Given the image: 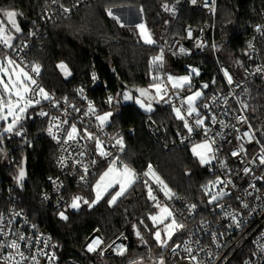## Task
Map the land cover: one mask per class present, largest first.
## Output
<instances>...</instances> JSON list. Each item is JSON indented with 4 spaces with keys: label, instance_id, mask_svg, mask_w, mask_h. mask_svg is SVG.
I'll return each mask as SVG.
<instances>
[{
    "label": "trees",
    "instance_id": "trees-1",
    "mask_svg": "<svg viewBox=\"0 0 264 264\" xmlns=\"http://www.w3.org/2000/svg\"><path fill=\"white\" fill-rule=\"evenodd\" d=\"M50 1L0 0V17H4V12L9 10L22 13L16 17L21 31L17 32L14 43L25 38L33 29L32 22L39 20ZM181 4L182 0H88L71 16L59 17L43 27L41 37L29 52L27 60L32 66L39 65V77L45 89L65 99L73 95L75 87L90 81L94 67L99 83L92 90V95L99 106H103V100L108 96L113 97L110 110L114 115L108 129L123 138L127 163L139 173L149 163L154 164L171 190L201 205L204 202L201 186L209 177L191 152L188 149L166 151L161 143L153 142L148 136L145 127L147 115L143 111L134 103L117 105L118 98L125 91L138 96L136 89H147L150 58L158 54L169 36L183 39L187 25H200L205 21L200 10H191ZM263 5L264 0H217L215 31L213 37L209 36L208 47L200 54L178 61L168 55L167 72L173 76L185 75L188 73L186 65L197 66L201 74L194 78L192 91H196L201 84H208V93L222 89L216 59L228 65L232 72L242 68L240 65L244 63L246 43L251 32L249 24L258 21L259 8ZM133 6L141 9L144 22L155 41L153 46L141 41L136 27L122 25L108 14L109 10ZM172 6L180 9L176 22L169 16ZM61 63L67 65L71 73L67 78L58 67ZM156 105L151 113L153 120L159 125L170 126L171 137L176 131H182L169 108L163 107L160 102ZM251 122L264 147V89L260 84L254 87ZM23 124L22 137L10 143L4 136L0 142V175L5 181H10L11 175H15L12 159L17 163L14 168L18 174L26 164L28 179L23 190L18 188L17 191L19 207L38 228L51 235L59 259L74 258L83 264H94L95 258L84 256L80 247L99 228L107 240L120 233H125L129 239L124 254L111 258V264H127L154 250L168 261L171 249L183 235L178 232L166 247L159 246L153 237L155 227L149 218L157 213V203L149 198V193L138 180L114 204L108 203L107 196L90 207L83 201L92 202L94 184L102 168L87 189L70 183L67 185L66 212L64 207L57 210L45 208L39 194L47 185L48 177L55 173L57 144L48 135L46 121L27 117ZM3 152L5 154L2 155ZM5 157L7 162H3ZM75 196L83 199L80 208L72 211L68 206ZM61 212L67 219L60 217ZM137 230L140 237L136 235Z\"/></svg>",
    "mask_w": 264,
    "mask_h": 264
},
{
    "label": "built area",
    "instance_id": "built-area-1",
    "mask_svg": "<svg viewBox=\"0 0 264 264\" xmlns=\"http://www.w3.org/2000/svg\"><path fill=\"white\" fill-rule=\"evenodd\" d=\"M87 3L88 0H57L56 3L51 0L40 14L39 20L32 22L33 29L25 38L17 43L13 42L11 48L0 42V60H3L5 56L10 57L22 65L36 81V84L30 87L35 90L30 95L33 100L39 99L40 103L35 104L36 109L29 113V119L37 118L46 121L47 128L50 122L60 125L58 129H53L57 139H53L48 134L57 144L55 173L48 177L47 185L39 194V200L45 208L56 210L63 208L67 203L66 191L69 183L75 187L87 189L100 170L102 168L108 170L113 161L117 169H122L124 164L129 165L124 158V143L123 150L115 143L116 139L121 137L112 133L108 127L101 126L96 119L103 108L110 109L113 105V101L111 104L108 103L109 96L103 100V106L96 104L92 95V90L99 83L96 69L92 68L88 83L75 87L73 95L65 99L45 89L39 74L32 71L34 66L27 60L29 52L41 37L43 27L59 17L71 16L80 5ZM61 4L70 11L64 12L60 7ZM181 5L191 10H200L204 14L205 21L200 25H187L183 39L169 36L158 54L161 55V52L163 54L162 63L153 64V58L149 61L148 80L159 83L166 89L164 99L159 102L163 107L169 108L174 119L180 123L182 131H176L171 137L170 126L157 124L151 117L152 112L144 110L147 115L145 127L151 140L161 143L166 151L188 149L208 174L209 182H206L201 189L204 202L200 205L178 196L169 187L167 189L171 191L169 196H166L162 186L155 181L154 177L145 175L148 168L141 173L133 169L136 179L144 184L148 193L151 188L152 194L156 197L154 201L157 204H167L173 217L185 225L180 231L183 237L171 249L168 261L164 257L153 254H147L145 259L152 261L153 264H159L161 259L164 264H264V165L259 162L263 146L251 122L254 87L260 84L264 89V71L256 72L258 67L264 69V5L259 8L258 21L249 24L251 32L246 43L244 63L240 65L242 68L232 72L228 65L216 59L218 72L223 82L222 89L208 93L209 86L204 84L207 85L206 90L201 91L202 95L193 103L192 106L196 112L192 116L187 115L189 107L187 98L172 88L167 79L169 75H173L166 70V58L169 55L178 61L200 54L208 47L209 36L213 37L215 31L217 0H195V3L192 0H182ZM179 14V7H170L169 16L175 22ZM257 26L261 27L260 32L256 30ZM181 48L184 49L183 52L180 51ZM185 69L188 71L185 75L190 76L189 89L192 91L194 78L199 77L201 71L197 66L191 65H186ZM193 69L198 70L199 75L193 72ZM224 70H227L232 77L231 84L228 83ZM153 76L158 79L153 80ZM40 88L44 89L49 99L39 95ZM199 89L200 87L197 90ZM90 102L96 109L95 114L88 111ZM242 104L247 107H242ZM173 107L181 108L182 114L193 128L191 133L184 127V122L176 118ZM42 110L48 115L41 117L39 112ZM241 116L246 118L245 122L239 121L238 118ZM52 117L58 119L53 121ZM213 117H215V123H213ZM198 118L204 119L203 126L196 125L195 121ZM64 121L67 123H63ZM73 124L78 128L79 135L75 140L65 142L67 131ZM24 127V124L19 127L23 133ZM205 129L208 130L207 136ZM85 130L92 133V139L85 135ZM244 132H250L254 139L251 142L247 137L237 139L242 137ZM19 137L22 135L5 134V139L10 143ZM96 139L101 141L104 151L111 155L99 154ZM205 139L214 141L212 143L214 151L208 154L210 163L202 165L192 149L195 145L203 143ZM241 145L245 149L243 152H239ZM234 151L239 152V155L233 156ZM13 162L12 159L11 163ZM14 164L17 165L16 162ZM84 165H87V172L84 171ZM246 167L250 169L248 173L244 171ZM152 169L157 175L156 168L152 166ZM17 176L11 175L10 181H5L0 175V215L3 216L2 223L5 230L12 229L7 239L10 241L17 238L19 234H23L27 239L19 241L21 249L26 255L36 254L39 264H83L74 258L59 259L54 251L51 235L38 228L29 215L19 207ZM217 179L221 181L219 185L216 183ZM216 187L217 190L214 189ZM213 196L217 198L212 200ZM245 204L247 207L244 206ZM96 237L102 238L103 243L96 251H87V245ZM0 239L4 238L0 237ZM29 244L30 247H26ZM119 245H123L125 249L128 247L129 239L125 233L107 240L104 232L97 228L85 239L80 249L84 256L95 258L94 264H111V258L121 256L117 251ZM186 249H191V252ZM37 250L44 255L39 254ZM2 251L7 253L9 250L5 248ZM191 256H195L196 261H192ZM49 257L53 258L49 259ZM138 261V259H132L127 264ZM25 264L30 262L26 261Z\"/></svg>",
    "mask_w": 264,
    "mask_h": 264
},
{
    "label": "snow or ice",
    "instance_id": "snow-or-ice-1",
    "mask_svg": "<svg viewBox=\"0 0 264 264\" xmlns=\"http://www.w3.org/2000/svg\"><path fill=\"white\" fill-rule=\"evenodd\" d=\"M57 0H53V3H56ZM193 3H195V0H192ZM60 7L63 8L64 12H69L70 9L67 7H64L62 4ZM165 8L167 6L165 5ZM108 14L112 16L111 10H109ZM18 15H22V13H17L14 10H9L4 12V16L7 18L8 23L11 25L13 29H15L16 32H20L21 29L17 23L16 17ZM114 19L118 20V17H113ZM137 28L140 29V36L143 39V42L145 44H153L155 41L152 39L151 34L147 31L146 26L143 24L137 25ZM258 32L261 31V27L257 26L256 29ZM6 29L2 22H0V42H2L6 47L11 48V40L13 39L12 36L5 35ZM189 37H191V32H189ZM251 46V45H250ZM181 52L184 51L183 48L180 49ZM163 61V54L161 52V55H158L156 57H153L152 63L155 64L156 62ZM58 67L65 73V75H70L71 73L68 71L67 65L61 63L58 65ZM32 71L36 74H39L40 67L39 65H36L32 68ZM193 72H195L197 75H199L198 70L193 69ZM264 69L262 68H256V72H262ZM224 75L228 80V83H232V77L229 75L227 70H224ZM93 79H95V76H93ZM158 79V77L153 76V80ZM168 81L171 83L172 88L174 89H182L185 84H190V76H180V77H173L169 75L167 77ZM29 83L32 85L36 84V81L30 76L27 72L24 71L23 68H20L19 65L15 63L14 60H12L10 57L5 56L3 60H0V122H3L0 124V128H2V131H0V142L3 141L5 134L9 135H16L21 136L23 135V131L18 126L21 125L22 120L24 119L27 110L34 106V104H39L40 100H33L31 98L30 93H34V89L29 87ZM206 88L207 85H204ZM151 89L155 90V95H153L149 89H136V91L139 93V96L134 97L132 93L125 92L123 93V99L125 101L134 100L137 105L140 106V108L144 109L147 112H151L153 110L152 108V101L163 100L164 94L166 93V89L162 88L161 84L159 83H153L150 85ZM83 90L81 89V92ZM39 95H41L44 99H49L48 94L44 91V89H39ZM202 95L201 92L197 91L194 95L187 97V115L192 116L194 112H196V109L192 106L193 102ZM159 98V99H157ZM113 101V97L109 96L108 103L111 104ZM242 107H247V105L242 104ZM78 111V109H77ZM88 111L90 113L95 114L96 109L94 106L89 103ZM173 111L175 112V116L177 119L182 120L184 122V127L188 129V132L191 133L193 131V128L189 125L188 120L185 118V116L182 114L181 108L173 107ZM39 115L41 117L47 116L48 113L44 112L43 110L39 112ZM113 116L112 112H105L102 115H97L96 119L100 122V125L103 126L107 122L110 121V118ZM57 117H52V120H57ZM213 123L216 122L215 117L212 118ZM239 121L245 122L246 118L241 116L238 118ZM63 123H67V121H64ZM197 126H203L204 125V119L198 118L195 121ZM223 123V122H221ZM60 125L53 124L50 122V126L47 129V132L50 136H52L53 139H57V136L55 135L53 129L59 128ZM249 128H251V125H249ZM207 129H205V135L207 136ZM77 135H79V130L77 129L76 125H71V129L67 131L66 140L72 141L75 140ZM85 135L92 139V133L87 132L85 130ZM243 137H247L248 141L251 142L254 137L250 132H244L242 137H237V139H242ZM214 142V141H213ZM208 139H205V141L201 144H197L193 147L192 152L195 156L199 158L200 163L208 164L210 163V157L209 153H212L214 151L212 147V143ZM257 143H260L259 141H256ZM115 143L120 146L121 150H123V138L116 139ZM96 148L99 151V154L101 156H108L111 155L110 153H106L103 149L102 143L99 139H96ZM245 151L243 145L240 146L239 152ZM239 152H233L232 155L236 156L239 155ZM261 155L259 156V162L261 165H264V147L261 148ZM214 158V157H212ZM93 163H95L93 161ZM84 171L87 172V165H84ZM245 173H248L250 171L249 168L244 169ZM146 176L151 175L154 177L155 181L162 186V190H164L165 195L169 196L170 189H167V185L164 184V182L160 179L159 176L155 174V172L152 169L151 164L148 166V171L145 173ZM25 177V170L23 167L20 168L19 174L16 177L17 181L20 182ZM83 179V177H82ZM136 179L135 171L127 164H124L122 169H117L115 167V161H113L108 170L104 172V174L100 177V180L95 185V200L92 201L91 204H89V201L84 200L83 202L85 204H89L91 207L92 204L98 202L100 199L103 198V196L108 193V189L114 187L115 185H119V190L116 191L114 194H111V199L108 201L109 204H114L117 199L122 196L128 187H130ZM216 183H221L219 179H217ZM149 198L152 200H155L156 197L152 194L151 188H149ZM217 197L213 196L212 200H215ZM83 198L80 196H75L72 198V202L70 204V207L73 209H78L80 204L79 202ZM157 207H160L159 204L156 205ZM247 207V205H244ZM193 207H195L193 205ZM60 217L62 219H67V216L63 212H61ZM153 224L161 223L163 224L165 220H168L171 218V222L166 224L164 227V233L166 234L167 239H162L161 231H156L154 233L155 240L157 243L163 248L167 245V241L171 240L174 232L177 229H182L184 227L183 224L178 223L176 219L173 217L172 212L167 207H160V212L158 215H153L149 217ZM3 216L0 215V237H3L4 239H0V264H25L26 261H29L30 264H39V261L37 259L36 254L26 255L25 252L21 249V244L19 241H25L27 238L23 234H19L17 238L11 239L10 241L7 239L10 232H12L11 228H8V230H5V226L2 223ZM9 224H11V221H9ZM135 228V226H133ZM136 235L140 237L139 230L136 231ZM142 239V237H141ZM39 242V241H37ZM103 243L102 238L96 237L94 238L88 245H87V251L94 252L96 251L99 246ZM26 247H30L29 245H26ZM111 247V245L109 246ZM178 247V246H177ZM8 249L9 251L7 253H4L3 249ZM187 251L191 252V249H186ZM39 254L44 255L43 252H40L37 250ZM118 254L123 255L124 251H126L125 247L123 245L117 246ZM175 251V249H173ZM53 257H49V259H52ZM190 259L192 261H196L195 256H191ZM135 264V262H133ZM159 264H164L163 259L159 261Z\"/></svg>",
    "mask_w": 264,
    "mask_h": 264
},
{
    "label": "rangeland",
    "instance_id": "rangeland-1",
    "mask_svg": "<svg viewBox=\"0 0 264 264\" xmlns=\"http://www.w3.org/2000/svg\"><path fill=\"white\" fill-rule=\"evenodd\" d=\"M123 10L121 9V8H119V9H114V10H111V12H112V16L111 17H118V21L120 20V17H119V14L122 12ZM0 22H2L3 23V25H4V27H5V29H6V32H5V35L6 36H8V35H10V36H12L13 37V39L11 40V44L13 43V40L16 38V35H17V32L11 27V25L8 23V21H7V18L4 16V17H0ZM139 24H143L144 25V22L143 21H138V23L137 24H135L134 25V27H136L137 28V25H139ZM146 26V25H145ZM147 29V28H146ZM137 30H138V33H139V35H140V29H138L137 28ZM148 31V30H147ZM149 32V31H148ZM141 37V36H140ZM142 39V38H141ZM142 41H143V39H142ZM158 54H159V52H158ZM157 54V55H158ZM156 56V55H155ZM151 58H153V56L151 57ZM150 58V59H151ZM17 65H19L20 66V68H23L24 69V71L25 72H27L28 73V71L22 66V65H20L19 63H17V62H15ZM62 71V70H61ZM69 71V70H68ZM149 71V70H148ZM29 74V73H28ZM62 74H63V76L65 77V78H67V77H69L70 75H65V73L62 71ZM30 75V74H29ZM148 75H149V72H148ZM31 76V75H30ZM153 83H152V81H150L149 80V85H148V87H147V89H149V91H154L155 92V90L154 89H151L150 88V85H152ZM32 86V84L31 83H29V87H31ZM206 90V88L204 87V84H201V86H200V89L199 90H197V91H199V92H201V91H205ZM197 91H195V92H197ZM125 92H129V91H125ZM124 92V93H125ZM195 92H193V94H195ZM132 95L134 96V97H136L133 93H132ZM185 96H189V95H185ZM191 96V95H190ZM118 97H119V95H118ZM119 100L117 101V105H120V104H122V103H134L135 105H136V103H135V101L134 100H129V101H125L124 99H123V94H121V97H119L118 98ZM136 106H138V107H140L139 105H136ZM35 107V104H34V106H32V107H30L28 110H27V113H26V115H25V117H24V119H26L27 117H28V115H29V113L31 112V109L32 108H34ZM142 108H140V110H141ZM143 110V112H144V109H142ZM141 110V111H142ZM112 112L113 113V115H114V112H113V110H110V109H108V110H104V111H102V113L100 114V115H102V114H104L105 112ZM113 117V116H112ZM112 117L110 118V121L109 122H107L106 124H104L103 126H106V127H108L109 125H110V123L112 122ZM99 122V121H98ZM3 122H0V124H2ZM100 123V122H99ZM78 129V128H77ZM0 131H2V128H0ZM3 154H5L4 152L2 153V155ZM9 159V158H8ZM4 161H8L7 160V157H5V158H3V162ZM13 164H14V162H13ZM129 164V163H128ZM149 164H151V163H149ZM14 166H17V165H13V167H12V171L15 173V175H18V172L16 171V168H14ZM129 166L132 168V166L129 164ZM149 166V165H148ZM148 166L146 167V169L148 168ZM151 166H153V167H155L156 168V172H157V175H159V177H160V179L164 182V184L165 185H167V183L165 182V180L162 178V176H161V174H160V172L158 171V168L154 165V164H151ZM133 169V168H132ZM145 169V170H146ZM145 170H144V172H145ZM107 171V170H106ZM106 171H103L101 174H100V177L104 174V172H106ZM100 177L98 178V181L100 180ZM97 181V182H98ZM135 181H137V179H135ZM96 182V183H97ZM209 181H207V183H208ZM96 183L94 184V188H93V192H94V198H93V200L92 201H94L95 200V185H96ZM141 183V182H140ZM134 184V183H133ZM132 184V185H133ZM218 185H219V183H217ZM131 185V186H132ZM141 185L144 187V184H142L141 183ZM205 186V184L203 185V186H201L202 188ZM167 187H169L168 185H167ZM130 187H128L127 188V190L129 189ZM170 188V187H169ZM144 189H145V187H144ZM171 189V188H170ZM215 190H217V187L216 188H214ZM119 190V185L117 184V185H115L114 187H112V188H109L108 189V193H106L104 196H103V198L102 199H104L105 197H107L108 196V198H109V200L111 199V194H114L116 191H118ZM126 190V191H127ZM173 191V190H172ZM174 192V191H173ZM175 193V192H174ZM217 193V192H216ZM121 197V196H120ZM119 197V198H120ZM118 198V199H119ZM102 199H100L98 202H96V203H94V204H92V206H94V205H96L97 203H99ZM117 199V200H118ZM84 203V202H83ZM92 202H90L89 204H91ZM79 204L81 205L82 204V200L79 202ZM159 206L160 207H167L168 209H169V206L167 205V204H164V203H162V204H159ZM160 207H157V209H158V211H157V213L155 214V215H158L159 214V212H160ZM68 208H69V210H72V211H76V210H78L79 208H80V206H79V208L78 209H73V208H71L70 206H68ZM68 209H67V207H64V212H66ZM170 210V209H169ZM152 221V220H151ZM178 223H181V221L180 220H176ZM171 222V218H169L168 220H165L164 221V223L163 224H161V223H157V224H153V221H152V224L154 225V227H155V232L156 231H161V236H162V239H167V237H166V234L164 233V227H165V225L166 224H168V223H170ZM181 231V229H177L175 232H174V234H173V236L174 235H176L178 232H180ZM154 232V233H155ZM173 236H172V238H171V240L173 239ZM154 237V236H153ZM154 239H155V237H154ZM171 240H168L167 241V244L169 243L170 244V241ZM172 244H173V242H171ZM160 246V245H159ZM166 247V246H165ZM169 247H171V245H169ZM147 254H153V255H157L156 254V251L154 250V251H152V252H148ZM146 254V255H147ZM146 255L145 256H140V257H138V258H136V259H138L139 261L138 262H136L135 264H153L152 263V261H149V260H147V259H145V257H146ZM161 257H163L164 255H160ZM133 264V263H132Z\"/></svg>",
    "mask_w": 264,
    "mask_h": 264
},
{
    "label": "crops",
    "instance_id": "crops-1",
    "mask_svg": "<svg viewBox=\"0 0 264 264\" xmlns=\"http://www.w3.org/2000/svg\"><path fill=\"white\" fill-rule=\"evenodd\" d=\"M123 11L119 14V17H120V20L119 22L122 24V25H126V26H134L135 24L138 23V21H143L144 22V18H143V15H142V12H141V9L138 7V6H133V7H123L121 8ZM144 25L145 22H144ZM147 28V26H146ZM15 30V29H14ZM148 30V28H147ZM138 31V30H137ZM149 31V30H148ZM150 33V32H149ZM139 34V33H138ZM140 36V35H139ZM152 37V35H151ZM141 38V37H140ZM153 39V37H152ZM15 40V39H14ZM13 40V42H14ZM154 40V39H153ZM142 41V39H141ZM143 42V41H142ZM144 43V42H143ZM145 44V43H144ZM155 43L153 44H146V45H149V46H153ZM183 76H186V75H183ZM174 77H180V76H174ZM190 83H191V80H190ZM189 86L190 84H185L184 87L182 89H176L178 93L182 94V95H194L193 92L191 91V89H189ZM153 95H155L154 91H150ZM139 96V95H138ZM189 96H185L186 98L189 97ZM199 99V97L197 98ZM196 99V100H197ZM195 100V101H196ZM194 101V102H195ZM193 102V103H194ZM137 105V104H136ZM156 102L152 103V108L153 110L151 112H154V110L156 109ZM138 107V106H137ZM140 109V107H138ZM24 120V119H23ZM23 125V124H22ZM107 169L103 168L102 169V172L103 171H106Z\"/></svg>",
    "mask_w": 264,
    "mask_h": 264
},
{
    "label": "water",
    "instance_id": "water-1",
    "mask_svg": "<svg viewBox=\"0 0 264 264\" xmlns=\"http://www.w3.org/2000/svg\"><path fill=\"white\" fill-rule=\"evenodd\" d=\"M154 101H155V100H154ZM154 101H152V103H153ZM155 102H157V101H155ZM158 103H159V102H158ZM23 123H24V120H22L21 125H22ZM21 125H19L18 127H20ZM23 168H24V170H25V177H24V179H23L22 181L18 182V186H19V188H21L22 190H23V188H24L23 185L27 182V179H28L26 164H24Z\"/></svg>",
    "mask_w": 264,
    "mask_h": 264
}]
</instances>
